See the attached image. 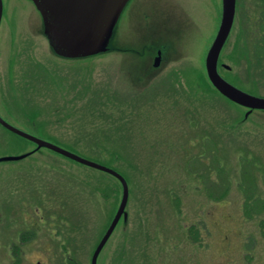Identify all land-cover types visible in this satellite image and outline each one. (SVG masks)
Segmentation results:
<instances>
[{
	"label": "rangeland",
	"instance_id": "obj_1",
	"mask_svg": "<svg viewBox=\"0 0 264 264\" xmlns=\"http://www.w3.org/2000/svg\"><path fill=\"white\" fill-rule=\"evenodd\" d=\"M137 4L155 8L147 27L140 28L141 15L133 25L128 5L111 42L117 50L110 45L94 58L67 60L50 47L32 3L2 0L0 115L24 132L84 157L72 141L66 146L49 138L64 142L75 137V114L86 103V96L75 98L79 90L89 99L98 87L109 86L118 98L139 103L130 132H124L130 146L121 151L133 163L105 157L106 165L99 163L124 178L129 198L96 264H264L263 228L262 237L259 231L260 222L264 226V111L245 114L247 110L222 99L206 77L204 61L211 35L219 28L218 10L214 8L213 16L209 0H137L134 7ZM242 48L232 52L229 44L223 50L221 62L232 70L220 69L221 76L264 97V67L251 71L240 60L250 47ZM158 52L160 63L154 67ZM24 96L38 104L35 110L25 107ZM64 103L66 122L54 126L57 116L50 111ZM71 108H76L74 115ZM210 141L217 143V151L210 149ZM35 149L0 127V158ZM196 155L204 156L208 167L203 171L192 166L189 175L186 168ZM215 155L222 165L216 170ZM210 169L218 187H224L222 176L227 178L226 190L207 185ZM247 173L257 179L251 188ZM38 184H44L43 193H53L51 208H64L66 221L59 225L53 220L49 230L38 222V236L20 246V230L40 217L37 208H42L31 201ZM121 198L117 179L45 149L21 161L0 163V264H69L70 256L75 264H91ZM258 200L263 204L256 205ZM191 227L198 233L195 241L186 238ZM52 230L65 237L66 260L59 239L46 236ZM252 239L254 249L244 250ZM17 247L21 252L15 257L11 251Z\"/></svg>",
	"mask_w": 264,
	"mask_h": 264
},
{
	"label": "water",
	"instance_id": "obj_2",
	"mask_svg": "<svg viewBox=\"0 0 264 264\" xmlns=\"http://www.w3.org/2000/svg\"><path fill=\"white\" fill-rule=\"evenodd\" d=\"M32 3L40 15L44 35L52 50L61 58L67 60H82L94 58L105 53L122 19L124 11L129 5L132 14L133 25L137 16L141 15L140 28L149 25L151 11L140 4L134 7L137 0H27ZM154 4V3H152ZM150 5V4H149ZM148 5V6H149ZM155 5V4H154ZM147 7V6H146ZM142 8L145 9L142 12ZM3 6L0 0V24L2 19ZM235 13V0H222V13L220 26L217 35L211 44L206 58L205 70L212 86L229 101L240 107L249 109L248 114L253 110L264 111V99L244 93L225 82L217 73V61L224 42L231 29ZM150 14V17L148 18ZM120 51V50H119ZM123 52V50H122ZM160 63V52L154 59V67ZM0 125L8 132L25 139L36 145L34 152L19 157H2L0 163L16 162L25 159L35 152L45 149L55 152L81 166L108 174L119 181L122 187V198L119 209L107 232L98 243L91 258V264H96L97 257L109 240L121 216L125 212L128 200V187L125 180L117 172L98 163L89 161L65 149H62L50 142L34 137L16 127L11 126L0 117Z\"/></svg>",
	"mask_w": 264,
	"mask_h": 264
},
{
	"label": "trees",
	"instance_id": "obj_3",
	"mask_svg": "<svg viewBox=\"0 0 264 264\" xmlns=\"http://www.w3.org/2000/svg\"><path fill=\"white\" fill-rule=\"evenodd\" d=\"M82 91L79 90L77 95L75 96L76 99H80V96H86V103L84 104V106H81L79 108V112H76L75 114L76 115L75 137L71 138V140L69 141H64V142L58 141L57 139H54L52 137L49 138L56 143H62L65 144L66 146L72 141L71 144L76 146L73 147V149L76 152L84 155V157L88 159L91 160L93 159L94 161L100 164L106 165L105 163L108 161L109 162L117 161V162H125L131 165L133 163L132 158L129 155L121 153V151L122 149L129 148L130 146L128 135H125L124 132L127 133L130 132L131 115L136 114L138 112L137 110L139 107V103L138 102L131 103L130 102L131 97L129 98L130 104L128 103L127 98H122L121 95L119 99L118 98L119 95L116 92V90L111 89L109 86L102 88L98 87V89L92 91L91 93L92 95L89 97V99H87V95L83 94ZM88 92H89V88H88ZM25 101H27V105L25 104L26 105L25 107L28 108L29 110L33 111L35 110V108H37L38 104L31 102L30 98H25L24 96V103ZM52 110L53 111H50V113L57 116L56 122H53L54 126H57L59 122L64 125L66 121H62V120L67 116L68 113L67 105L64 103L61 108H58V104H57ZM73 110H76V108L72 109V113L74 115L75 112ZM136 115H138V113ZM51 118H53L52 115L49 116V119ZM79 146L81 147V150L77 149ZM208 146L210 147V149H213L214 147V150L217 151L216 142L210 141ZM103 157L108 158L109 160L102 161ZM202 157L204 156L196 155L195 157H191L190 158L191 161H189V169L190 167L197 165L199 166L200 170L203 171L206 170V167L208 166H206V163ZM212 164L215 170L217 168L222 167L221 161L219 160V158H217L216 155L215 158L213 159ZM189 169L186 168V172L187 174L190 175L191 169L190 170ZM218 174L221 175L220 173ZM205 176H207L205 177V179L207 180V185L212 184L213 187L214 186L216 187L215 189L218 188L219 190H226L227 188L226 185H228L227 178L222 176L220 180L221 182H225L224 184H221L224 187H218L219 181L217 179H211V169L210 171H207ZM246 182L245 183L248 186L250 185L251 188L252 184L254 182H257V179H255L252 176H249V174L247 173ZM35 188L37 189V191H42L45 189L44 184H38ZM248 197L249 198L251 197L250 199L253 200L255 199V197H253L252 195ZM261 201H263L264 203V199ZM261 201L258 200L256 202V205L263 204L261 203ZM248 205H252V204L249 203ZM23 241L25 242V240ZM68 263L73 264L71 263V261H68Z\"/></svg>",
	"mask_w": 264,
	"mask_h": 264
},
{
	"label": "flooded vegetation",
	"instance_id": "obj_4",
	"mask_svg": "<svg viewBox=\"0 0 264 264\" xmlns=\"http://www.w3.org/2000/svg\"><path fill=\"white\" fill-rule=\"evenodd\" d=\"M209 1L211 4L210 5L211 8H217L218 11L216 12V14L218 13V15H217L216 19H218V21L219 20L221 21L222 0H209ZM247 1H249L248 3H250L249 6L245 5V3H247ZM247 1H245L243 3L242 0H235L234 19H233L231 29L228 33V36L224 42V45H223L222 50H221L219 57H218L217 73L225 82H227L232 87H234V88H236V89H238L244 93L252 95L250 93V91H247V90L243 91V90L239 89L238 87L234 86L232 83L226 81V79L223 76H221V73L219 71L220 69H223L226 73H231V70H232L231 67L229 65L223 64L221 62L222 52L227 47V45H229V44H231L232 52H234L235 49L243 50L242 47L245 45L250 47L248 55L244 56V55H240V54H238V55L235 54V56L237 55L236 57H238L240 55V60L245 62L247 64V66L251 68V71H253V70L255 71L257 69H262L264 67V0H247ZM240 10L242 12L241 18H240ZM219 14H220V17H219ZM220 21H219V23H220ZM238 23L242 24L243 26L240 27V24H239V29H237V31L234 32ZM219 26H220V24H219ZM218 29H217V31H218ZM216 35H217V32H215L214 35L212 33V35H211L212 39H211L210 44H212ZM237 47H239V48H237ZM251 47H253V48H251ZM246 49H247V47H246ZM209 83H210V81H209ZM211 86H212V84H211ZM252 96H255V95H252ZM255 97L264 99V97H258V96H255ZM244 113H246V111H244ZM0 117L2 118L1 115H0ZM45 192H46V194L43 193L42 191H37V193L34 191L31 194V201H34L35 203H37L38 206H40L42 208L41 209L42 214H41V211L37 208V211L40 212V215H39L40 217L34 218V222L36 224L35 225L33 224L34 226L31 224L30 228H28L27 226L24 227L23 231L20 230L21 231L20 236H19V242H21L20 246H23V244L26 242H29V243L33 242L34 241L33 239L36 236H38V230H39L38 228H41V227H38L39 226V225H37V224H39L38 222H43V223L45 222L47 225V230H49L51 228L50 222H52L53 220H55V222H58L59 225H61L63 222L66 221V215H65L66 213H65L64 208H59L58 211H56V209L53 210L51 208V206L55 204V199H54L55 197H54L53 193H49L48 191H45ZM35 193H36V195H35ZM44 197H45V199H44ZM177 199L178 198H176V200ZM57 205H64V204L58 202ZM246 215H247V213H246ZM259 228H260V230H259L260 231V237H262L261 228H263V232H264V226L261 222H260ZM51 234H54L55 237L57 239H59V241L57 243L60 247H58V249L63 253L62 257L64 260L65 259L64 254H66L65 257H68V248L64 244L65 237H62L63 235L61 234L60 231L55 230V232H54L52 230V231L48 232V234L46 235L47 237H49L48 240H51L50 239ZM158 236H159V234H158ZM196 236H198L197 231L192 229V227L189 228L188 235L186 236V238L190 241H195L194 237H196ZM196 238L199 239V237H196ZM23 240H25V242ZM246 245H247V242L244 246V250H247L248 248L254 249L255 241L252 239L251 242L248 243L247 246ZM20 252H21V247H17L15 249H12V251H11V253L15 257L16 256L18 257L20 255ZM68 258L70 260L73 259L71 261V263L75 264L74 257L72 258V256H70ZM35 264H42V263L40 261H37Z\"/></svg>",
	"mask_w": 264,
	"mask_h": 264
}]
</instances>
